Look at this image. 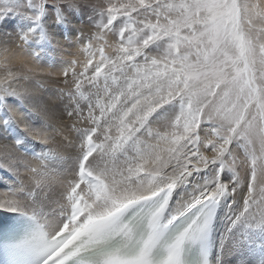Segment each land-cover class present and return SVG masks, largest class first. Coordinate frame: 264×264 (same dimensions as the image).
Instances as JSON below:
<instances>
[{
  "label": "snow or ice",
  "instance_id": "6c2138e0",
  "mask_svg": "<svg viewBox=\"0 0 264 264\" xmlns=\"http://www.w3.org/2000/svg\"><path fill=\"white\" fill-rule=\"evenodd\" d=\"M0 36L5 264H264V0H0Z\"/></svg>",
  "mask_w": 264,
  "mask_h": 264
},
{
  "label": "rangeland",
  "instance_id": "374dc122",
  "mask_svg": "<svg viewBox=\"0 0 264 264\" xmlns=\"http://www.w3.org/2000/svg\"><path fill=\"white\" fill-rule=\"evenodd\" d=\"M74 23H76L78 26L83 27L85 29V31L89 30V26L87 25L86 22L81 23L80 21H75ZM61 38H63V37H60V39ZM2 39H4V37L0 36V40H2ZM61 41L64 44L63 45L62 44L58 45L56 47V50H55L56 53L55 52L53 53L54 54L53 55L54 56V60H52V61H49V60L41 61V63L43 62L42 64H43L44 67L46 66L47 68H49V71L47 73H49V72L55 73L54 72L55 69L60 70L61 69L60 67H62V65H63V64H61L62 61L71 58L76 53L75 51H73L74 48H72L73 47V45H72L73 43H71L68 40H62L61 39ZM71 51H73L74 54ZM65 57H67V58H65ZM60 61H61V63H60ZM49 77H51V76H49V75L47 77H44V76L42 77L41 76V79H42L43 84H44V88L41 89V91L43 92V94L45 96H50V97L55 98V96H56V88L57 87H63V84H62L61 79L59 77L53 75V77L56 78L55 81H52L51 78L47 79ZM9 102L12 103L13 101L10 100ZM53 123H56L55 119H53ZM37 150H39V146H37ZM7 176H8V174L0 172V180H8V181H10L11 177L10 176L7 177Z\"/></svg>",
  "mask_w": 264,
  "mask_h": 264
},
{
  "label": "bare ground",
  "instance_id": "6f19581e",
  "mask_svg": "<svg viewBox=\"0 0 264 264\" xmlns=\"http://www.w3.org/2000/svg\"><path fill=\"white\" fill-rule=\"evenodd\" d=\"M62 40H64L63 38H61ZM60 39V40H61ZM72 43V42H71ZM61 44L63 45L64 43L61 41ZM73 45V47L72 48H74V50L73 51H75L76 53L74 54V52L73 51H71V52H73V54L74 55H80V54H78L77 53V48H78V46L77 45H75L74 43L72 44ZM18 53H20V58L21 59H23L24 58V53L23 52H21L19 49H17L16 50ZM56 53V52H55ZM54 55V54H53ZM65 58H67V57H65ZM81 58H82V55H81ZM43 63V62H42ZM42 63H40V67H42L43 66V64ZM60 63H61V61H60ZM59 63V64H60ZM62 64V63H61ZM57 67V66H56ZM62 67H63V65H62ZM62 67H60V68H62ZM52 68V67H51ZM42 69L44 70V72H45V75H42V77L44 76V77H47L48 75H46L47 74V72L49 71V68H47L46 66L44 67H42ZM58 69H55L54 70V72L55 73H58ZM51 78V80L52 81H55L56 80V78H54L53 76H51V77H49V78H47V79H50ZM12 217H15V214H13V213H10V212H7V211H4V210H0V226L1 225H4V223H9L10 222V219L12 218ZM226 259H228L227 257H226Z\"/></svg>",
  "mask_w": 264,
  "mask_h": 264
}]
</instances>
